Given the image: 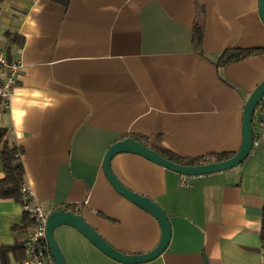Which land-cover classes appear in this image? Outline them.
Wrapping results in <instances>:
<instances>
[{
	"label": "crops",
	"instance_id": "obj_1",
	"mask_svg": "<svg viewBox=\"0 0 264 264\" xmlns=\"http://www.w3.org/2000/svg\"><path fill=\"white\" fill-rule=\"evenodd\" d=\"M228 48H264L259 0H0V50L23 63L0 126L23 148L34 201L46 212L76 206L124 252L155 248L160 223L117 192L104 157L126 137L185 158L237 152L264 52L218 65ZM111 167L169 216L166 249L136 264H264V139L238 165L186 184L137 153L115 154ZM23 215L20 202L0 199V245L26 241ZM54 234L68 264H127L71 225ZM18 258L9 250L0 264H24Z\"/></svg>",
	"mask_w": 264,
	"mask_h": 264
},
{
	"label": "water",
	"instance_id": "obj_2",
	"mask_svg": "<svg viewBox=\"0 0 264 264\" xmlns=\"http://www.w3.org/2000/svg\"><path fill=\"white\" fill-rule=\"evenodd\" d=\"M259 13L264 22V0H259ZM263 93L264 80L258 84L246 100L243 111V139L241 147L233 156L225 160L197 165L181 164L166 158L150 146L133 137H126L113 143L106 152L103 160L104 171L117 192L156 217L162 228L161 239L156 247L148 252L138 254L124 252L107 241L81 213L68 209L67 205H61L48 213L46 222V235L56 264H68L54 234V230L62 224L71 225L78 229L103 253L122 263H144L161 255L168 246L172 234L169 216L157 201L129 189L117 178L111 167L112 157L119 152L137 153L164 167L189 176L203 175L232 168L246 159L254 147V113Z\"/></svg>",
	"mask_w": 264,
	"mask_h": 264
},
{
	"label": "trees",
	"instance_id": "obj_3",
	"mask_svg": "<svg viewBox=\"0 0 264 264\" xmlns=\"http://www.w3.org/2000/svg\"><path fill=\"white\" fill-rule=\"evenodd\" d=\"M203 37V25L200 22H196L194 26V42L198 45L201 43ZM264 52V48H228L225 49L219 59L217 60L218 65H226L231 62L239 61L245 57ZM255 136V134H254ZM145 143V142H143ZM148 145L147 143H145ZM151 148L156 150L161 155L169 158L177 163L197 165L208 162L222 161L230 158L235 154L232 153H213L206 156L185 158L179 156L168 149H165L157 144H149ZM0 152L3 161L4 175L0 179V199H14L20 203L23 202V195L21 192V187L25 182V168L22 162L23 148L12 142L8 136V129L4 126H0ZM68 209L80 213L76 206L67 205ZM20 228H29V230L34 225L33 219L30 217L27 211H24ZM14 229L18 226L14 225ZM261 241L264 246V208L262 216V226H261ZM25 243V242H24ZM23 242H18L14 246H2L0 245V256L4 259L6 258L7 251H13L19 255L20 261L23 263L26 256V248Z\"/></svg>",
	"mask_w": 264,
	"mask_h": 264
},
{
	"label": "built area",
	"instance_id": "obj_4",
	"mask_svg": "<svg viewBox=\"0 0 264 264\" xmlns=\"http://www.w3.org/2000/svg\"><path fill=\"white\" fill-rule=\"evenodd\" d=\"M23 67L21 60L11 61L6 54L0 50V102L5 108L10 105V99L14 85L17 83L18 74ZM254 143L264 139V93L256 106L254 113ZM189 175H181V184H186ZM24 211H27L33 219L34 225L29 230L25 241L27 257L24 264H56L51 253L47 235L46 222L49 212L34 201L32 189L24 182L21 187Z\"/></svg>",
	"mask_w": 264,
	"mask_h": 264
}]
</instances>
